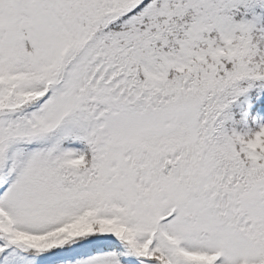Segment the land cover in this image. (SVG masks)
Instances as JSON below:
<instances>
[{
  "label": "snow or ice",
  "instance_id": "6c2138e0",
  "mask_svg": "<svg viewBox=\"0 0 264 264\" xmlns=\"http://www.w3.org/2000/svg\"><path fill=\"white\" fill-rule=\"evenodd\" d=\"M0 264H264V0H0Z\"/></svg>",
  "mask_w": 264,
  "mask_h": 264
}]
</instances>
